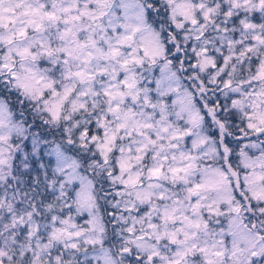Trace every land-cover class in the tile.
<instances>
[{
  "label": "snow or ice",
  "instance_id": "obj_1",
  "mask_svg": "<svg viewBox=\"0 0 264 264\" xmlns=\"http://www.w3.org/2000/svg\"><path fill=\"white\" fill-rule=\"evenodd\" d=\"M0 264H264V0H0Z\"/></svg>",
  "mask_w": 264,
  "mask_h": 264
}]
</instances>
